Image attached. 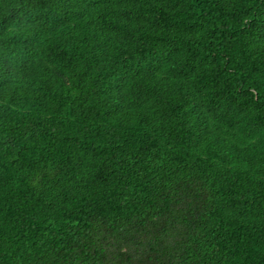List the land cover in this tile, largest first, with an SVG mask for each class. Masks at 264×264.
I'll use <instances>...</instances> for the list:
<instances>
[{
  "label": "trees",
  "instance_id": "trees-1",
  "mask_svg": "<svg viewBox=\"0 0 264 264\" xmlns=\"http://www.w3.org/2000/svg\"><path fill=\"white\" fill-rule=\"evenodd\" d=\"M0 264H264V0H0Z\"/></svg>",
  "mask_w": 264,
  "mask_h": 264
},
{
  "label": "snow or ice",
  "instance_id": "snow-or-ice-1",
  "mask_svg": "<svg viewBox=\"0 0 264 264\" xmlns=\"http://www.w3.org/2000/svg\"><path fill=\"white\" fill-rule=\"evenodd\" d=\"M6 31H7V23L6 22L0 23V41L3 40Z\"/></svg>",
  "mask_w": 264,
  "mask_h": 264
}]
</instances>
